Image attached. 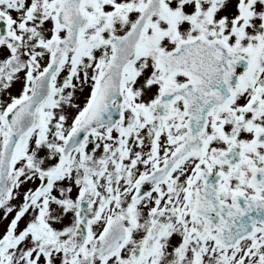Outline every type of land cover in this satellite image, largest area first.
<instances>
[{
    "label": "snow or ice",
    "instance_id": "1",
    "mask_svg": "<svg viewBox=\"0 0 264 264\" xmlns=\"http://www.w3.org/2000/svg\"><path fill=\"white\" fill-rule=\"evenodd\" d=\"M0 264H264V0H0Z\"/></svg>",
    "mask_w": 264,
    "mask_h": 264
}]
</instances>
